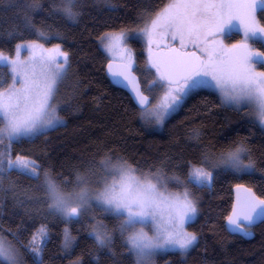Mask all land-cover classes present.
Masks as SVG:
<instances>
[{"label":"trees","instance_id":"16d2710c","mask_svg":"<svg viewBox=\"0 0 264 264\" xmlns=\"http://www.w3.org/2000/svg\"><path fill=\"white\" fill-rule=\"evenodd\" d=\"M167 1L79 0V15L68 19L57 10L60 0H0V53L14 56L18 45L38 41L60 47L68 58L51 103L63 122L11 145L13 159L22 155L36 162L39 179L16 171L0 173V235L22 253V264H39L30 251L33 246L42 249L43 264H137L119 230L120 220L97 203L82 219L69 222L49 208L45 173L66 192L76 188L78 174L85 176L91 190L103 177L100 163L106 158L120 159L142 175L176 177L181 183L173 188L189 189L197 214L187 230L196 243L185 253L159 256L157 264H264V222L246 228L248 235L229 233L226 227L236 185L245 184L264 199V128L241 109L225 104L217 92L199 88L160 130L155 129L141 118L142 110L128 93L106 75L109 59L103 38L149 22ZM257 16L264 25V8ZM129 44L144 92L154 102L159 89L149 87L155 75L145 46L138 38ZM255 46L264 52L260 41ZM11 82L9 66L0 64V92ZM240 145L247 149L254 170L215 169L210 187L189 181L196 168L212 169L208 160L204 162L208 154H226ZM98 222L112 237L108 247L90 235ZM41 227L46 234L35 237Z\"/></svg>","mask_w":264,"mask_h":264},{"label":"snow or ice","instance_id":"6c2138e0","mask_svg":"<svg viewBox=\"0 0 264 264\" xmlns=\"http://www.w3.org/2000/svg\"><path fill=\"white\" fill-rule=\"evenodd\" d=\"M78 3L79 0H60L57 10L68 19H75L79 15L76 11ZM258 7H264V0H174L169 4L152 20L151 28H146L145 32L151 36L159 29L161 31L158 34L178 41L180 49L172 47L168 55L151 63V67L159 74L153 84L167 87L168 90L163 102L155 110L146 108L144 112L157 123H162L192 91L214 87L221 93L223 102L235 107L254 108L260 123L264 125V72L255 73L251 67L255 57L264 54L249 53L246 45L233 44L231 49L222 45L219 48L207 47L214 44L217 35L225 34L232 28V20L236 16L252 20V26L245 32L246 40H255L258 34L264 37V27H259L255 20ZM40 35L43 36V33ZM189 44L195 51H181L187 49ZM26 47L18 45V48ZM197 52L203 55H197ZM61 55L64 57L62 62L43 58L28 66L10 62L14 73L13 87L0 92V146H3V150H0V173L16 171L39 179L36 162L22 155L13 159L11 145L22 137L35 135L42 128L62 123L50 103L57 82L65 74L67 55ZM0 63H8V58L0 56ZM16 83L22 87L17 89ZM173 84L177 87L173 88ZM139 103L141 106L148 104V98L140 94ZM246 153L247 149L240 145L222 154L220 161L225 167L236 171L253 170V163H243ZM204 162L207 163V158ZM103 166L110 175L119 179L111 184L106 183L103 191L95 195L85 187L88 183L85 176L77 175L76 188L79 191L66 192L45 173L43 186L50 200V210L69 220L79 219L95 200L104 212L117 215L122 236L131 233L125 242L137 256V264H144L157 249L173 247L187 250L195 243L196 236L182 230L184 221L196 212L187 192L183 193L182 198L179 195L168 197L158 190L157 184L149 176L138 177L136 170L131 167L120 163L111 165L110 162H105ZM212 178V173L202 168H196L189 174V181L197 187H210ZM162 204L169 208L167 219L160 214ZM259 217H264V200L258 203L251 200L246 201L239 212L234 210L228 223L235 226L232 231L248 235L246 226H242L240 221H246L250 226ZM138 225L140 229L136 231ZM150 225L154 231L152 237L143 230ZM41 233L46 234L44 229H41ZM90 235L101 247L111 244V235L106 226L99 222ZM30 251L39 264H43L42 249L33 246ZM0 261L4 264H21L19 250L3 237H0Z\"/></svg>","mask_w":264,"mask_h":264},{"label":"rangeland","instance_id":"374dc122","mask_svg":"<svg viewBox=\"0 0 264 264\" xmlns=\"http://www.w3.org/2000/svg\"><path fill=\"white\" fill-rule=\"evenodd\" d=\"M173 2H174V0H168L167 3L151 18V20L149 22H147L145 24H142L141 26H139V27H137L135 29L126 30V31L123 30V31H120V32L115 33V34H107L102 40V47H103V50L105 51L108 59L112 60V61L124 62V63L128 64L133 69V71L136 73L137 64H136V61H135L134 51L131 48L132 46L129 44V40L132 39V38H138V39H140L142 41V43L145 46V50L147 52L148 59H149V68L154 70V75H155L154 80H158V75L159 74L156 72L155 68L151 67V63H152L151 53H152V51L154 49L170 48L171 46H177V47L180 48V45H179L178 41H172L170 39V37H165V36H162V35L158 34L161 31L159 29H157L156 33H154L151 36H149L145 32V29L146 28L150 29L152 20L156 19L163 12V10L166 7H168L169 4H171ZM262 8H264V7H258L257 10L262 9ZM257 10L255 12L256 23H257V25L259 27H264V25H262V23H260V21L258 19ZM251 26H252L251 18H246V17H243V16H236L232 20V28L225 34L217 35L216 38H215L214 44L207 45V47L208 48H212V47L219 48L222 45L226 49H231V46L233 44L246 45V51H248L249 53L258 52V53L264 54V52L261 49H259L258 47L255 46V43L259 42V41L261 42V44H264V37H262V36H260L258 34V37L255 40H252V39H247L246 40L245 39V32ZM20 45H27V47L26 48H17L14 56H10L8 54L0 53V56L8 58V63H0V64L8 65L9 69H10V72H11V75H12L11 84L9 85L8 88H6L5 90H3L1 92H6V91H8L9 89H11L13 87V76H14V73L12 72V65L10 63L11 61H16L17 64H23L25 66H28V65H32L34 61H39L41 58H43L45 60H49V59L55 60L56 62H62L63 59H64V57L61 55V53H63V54H65V53L61 50L60 47H57V46H55V47H47L43 43H40L38 41L26 42V43H22ZM165 45H167V47H165ZM182 50L194 51L195 49L189 44L187 49H182ZM200 54L203 55L202 53H200ZM251 67H252V69L254 70L255 73L264 72V56L255 57V60L252 63ZM67 68H68V61H67V64L65 65V72H66ZM37 71H39L38 65H37ZM62 79L57 82L56 91H57V88H58L60 82L62 81ZM153 81L149 85V87H152V88L155 87L154 90H157V88H158L159 89V93H157V95L155 97L156 99L154 100V102H152L151 106H149L148 108H150L152 110H155L157 105H159V104H161L163 102V98H164L165 92L168 89H167V87H159V86L154 85ZM141 85H142V83H141ZM15 87L17 89H19V88L22 87V85L20 83H16ZM172 87L175 88V87H177V85H174ZM204 88H207V89H210V90H213V91L217 92L221 96V99L223 101V97H222L221 93L217 89H215L214 87H204ZM195 90H197V89H195ZM56 91H55V93H56ZM55 93H54L50 103H52V101H53V99L55 97ZM187 97H185L183 99L182 103L184 102V100ZM181 104H180V106H181ZM225 104H227V103H225ZM227 105H229V104H227ZM51 106L55 109V107L53 105H51ZM179 107H178V109H179ZM233 107H235V106H233ZM235 108L241 109L244 112L246 118H248V119H250L252 121H255L258 125H260L262 128H264V125H262L260 123L258 115H257L256 111L254 110V108L249 107V106L235 107ZM173 113L174 112L170 113L167 117H165V119L163 120L162 123H157L155 121V119L152 118V117H149L148 114L144 112V110H142L141 118L143 120H146L148 123L151 122L155 129H159L160 130L162 128V126L164 125V123L171 117V115ZM55 115L57 117H59L58 114H57L56 109H55ZM59 119L63 122V120L60 117H59ZM60 124H57L54 127H56V126H58ZM50 128H53V127H50ZM5 143H7V141H5ZM0 150H3V146H0ZM220 157H221V155L214 156L212 154H210V155L208 154V156H207V160H208L209 164L212 166V169L211 170L204 169V170L211 172L212 173V177H214L213 171H215V169H218V168L229 169V168H227V167H225L223 165V163L220 161ZM105 162H110L111 165H115V164L120 163V164H124L125 167H129V165H126L120 159H110V158L104 159L100 163L101 168H100V171H99V175H101V172H102L103 173V177L100 179V181L98 182L97 185L96 184L92 185V187H90L91 190H89L90 193L93 194V195H95L98 192L103 191L106 183L107 184H111L114 180H118L119 179L118 177L110 175L108 173V170L105 169V167L103 166ZM250 162L253 163L252 161H250L248 159L247 153L244 154L243 155V163L245 165H247ZM216 165H219V166H216ZM253 165H254V163H253ZM131 168H133V167H131ZM37 170L39 171V168ZM229 170H234V169H229ZM234 171H236V170H234ZM250 171H252V170H250ZM237 172H243V171H237ZM93 174H94V172L90 173L89 175H93ZM135 174L138 177H141V178L143 176H149L152 179V182L157 184L158 190L160 192L164 193L165 196L171 197V196L179 195L182 198L183 193L187 192L188 193V199H190L194 203V201H193V199L191 197V194L189 192V189L186 186L183 185L180 189H175V188H173L171 186L172 184L181 183L180 180L178 178H176V177H173V176L164 177L162 175H157V174H154V175L153 174H144V175H142V174L137 173L136 171H135ZM212 180H213V178H212ZM211 184H212V181H211ZM74 190L75 191H79L80 189L79 188H75ZM92 203L96 204V201L93 200ZM194 205H195V203H194ZM195 208H196V206H195ZM168 213H169V208L167 207L166 204H162L161 208H160V214L165 219H167L168 218ZM196 214H197V210H196L195 214L190 215V217L184 221V223L182 225V230L184 232L192 234L191 232H189L187 230V224L189 222L193 221L196 218ZM111 215L117 216L114 213H111ZM61 217L64 218L67 222L70 221L66 217H63V216H61ZM83 217H84V215L81 216L79 219H82ZM41 229L45 230L44 227H41L40 230H38L37 233L35 234V237L41 233ZM139 229H140V226L138 225L136 231H139ZM143 230H144V232L147 233V235L149 237H152L154 235L153 227L151 225L148 226V227H144ZM128 235H131V233H125L124 234V236H126V237ZM192 235H194V234H192ZM0 237H3V239L6 242H11L8 238H5L4 236L0 235ZM195 243H196V241H195ZM194 244L187 250H180L178 248H173V247H165V248L157 249L154 252V254L148 260H146L144 262V264H157V258L159 256L167 253V252L179 251V252L185 253V252L189 251L194 246ZM19 258H20V261H21V259H22V253L21 252H19ZM135 259H136V261L138 259L136 255H135ZM1 262H3V261H1ZM21 264H22V261H21Z\"/></svg>","mask_w":264,"mask_h":264},{"label":"water","instance_id":"95a60500","mask_svg":"<svg viewBox=\"0 0 264 264\" xmlns=\"http://www.w3.org/2000/svg\"><path fill=\"white\" fill-rule=\"evenodd\" d=\"M172 47L180 49L177 46H171L170 48ZM170 48L154 49L151 53L152 62L153 61L158 62L162 56L168 55ZM181 51H185V50L181 49ZM185 52H192V51H185ZM197 55H201V54L197 52ZM105 71L111 83L115 87L120 88L124 90L126 93H128V95L131 97V99L138 108L146 109L149 106H151L153 102L152 97L144 92L139 76L133 71V69L128 64L118 61H109L106 65ZM114 73H120V75H114ZM174 85L176 84H173L172 86ZM140 94L148 98V104L143 106L140 105L139 103ZM233 199H234L233 207L229 217L233 216L234 210L239 212L246 201L255 200L258 203L259 201L264 200L260 198L252 188L248 187L245 184H238L233 188ZM263 222H264V217L257 218L254 221V223L250 226L247 225L246 221L243 220L240 221L241 225L246 226V228L258 226ZM226 227L229 233L244 235L243 232L241 231H232V228H234L235 226L229 225L228 219L226 221Z\"/></svg>","mask_w":264,"mask_h":264},{"label":"bare ground","instance_id":"6f19581e","mask_svg":"<svg viewBox=\"0 0 264 264\" xmlns=\"http://www.w3.org/2000/svg\"><path fill=\"white\" fill-rule=\"evenodd\" d=\"M109 61H112V60H109ZM140 109V108H139ZM140 110H143V109H140Z\"/></svg>","mask_w":264,"mask_h":264}]
</instances>
